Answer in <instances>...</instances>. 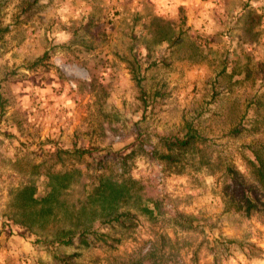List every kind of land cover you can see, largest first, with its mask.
<instances>
[{
  "label": "rangeland",
  "instance_id": "1",
  "mask_svg": "<svg viewBox=\"0 0 264 264\" xmlns=\"http://www.w3.org/2000/svg\"><path fill=\"white\" fill-rule=\"evenodd\" d=\"M188 123L203 152L171 165L126 156ZM255 142L264 0H0V264H119L153 242L167 251L155 264H264V225L226 210L221 172L248 173ZM74 147L93 158L63 153ZM201 153L219 163L213 174ZM102 179L120 194L115 210L135 206L121 225L100 223ZM88 225L104 236L84 241Z\"/></svg>",
  "mask_w": 264,
  "mask_h": 264
},
{
  "label": "trees",
  "instance_id": "2",
  "mask_svg": "<svg viewBox=\"0 0 264 264\" xmlns=\"http://www.w3.org/2000/svg\"><path fill=\"white\" fill-rule=\"evenodd\" d=\"M243 119V118H241ZM239 127H235L230 130V134H238L240 130ZM156 136V145H149L150 149L144 143H138L135 147H131L130 151L126 156L135 154L136 150L139 154H145L150 156L151 159L157 160L160 163H164L166 165H171L178 162V156L182 151H187L193 148L195 145L203 146L206 148L208 139L201 135L197 129H194L192 123H188L184 126L181 131V134H169V135H155ZM245 149H247L251 155V157L247 160V168L248 173L245 175L241 174L239 171L235 170L233 166L230 164L226 165L222 164L221 172L223 177V192L226 196L225 202L228 204L226 210H233L234 212H242L246 217H251L252 215H258L264 225V142H255L253 145H245ZM64 154L74 155L77 157H91L93 155L92 151H89L85 148H76L74 147L72 151L65 150ZM203 155V153H201ZM116 158L121 159L123 155H120L119 152L114 154ZM204 157L200 160V167H206L211 174L214 173L215 162L211 160V158L207 155H203ZM99 166L97 170L100 171L102 169L101 164L103 161H98ZM103 177V176H101ZM129 184L128 190L134 191V194L137 195L136 198L138 200L136 202H141V199L147 202L152 207V210L145 206L146 211H149L150 214H155L156 212H160L159 203L157 200L144 199V195L141 193L143 189H133L137 187L138 181L133 179H128ZM112 182L109 179H102L100 182V192L97 193V198L95 199L100 204L99 210L103 214V218L100 223L102 224H111L118 223L123 224L126 220L132 217V209L135 208L134 205L127 210H115L114 206L118 204L121 200L120 194L116 192L117 189H109ZM99 212V211H98ZM176 221H178L177 226L180 229L185 231L189 230L186 227L185 223H180L179 221H188L189 216L186 214H176L174 216ZM181 219V220H180ZM75 235H70L67 239H58L57 243L63 246H69L72 244V238ZM92 236L103 237L97 232L96 228L91 226H85L83 229L79 231V237L83 238V240H90ZM159 242L162 243L165 241V238L159 237ZM99 240V238H97ZM104 242V239H102ZM87 245V243H84ZM162 253L165 254L167 251L165 247L158 246L157 242H153L151 244L150 250L148 253L139 255L137 259H130L125 262H119V264H149L152 261V264L157 263V254ZM162 256V255H160ZM148 258V260H146ZM217 264V262H216Z\"/></svg>",
  "mask_w": 264,
  "mask_h": 264
},
{
  "label": "built area",
  "instance_id": "3",
  "mask_svg": "<svg viewBox=\"0 0 264 264\" xmlns=\"http://www.w3.org/2000/svg\"><path fill=\"white\" fill-rule=\"evenodd\" d=\"M175 1H186V2H192V1H196V0H175Z\"/></svg>",
  "mask_w": 264,
  "mask_h": 264
}]
</instances>
